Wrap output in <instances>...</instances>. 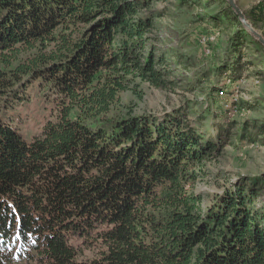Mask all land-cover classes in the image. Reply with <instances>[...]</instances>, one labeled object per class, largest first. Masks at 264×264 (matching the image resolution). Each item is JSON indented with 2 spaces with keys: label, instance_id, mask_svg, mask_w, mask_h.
<instances>
[{
  "label": "trees",
  "instance_id": "16d2710c",
  "mask_svg": "<svg viewBox=\"0 0 264 264\" xmlns=\"http://www.w3.org/2000/svg\"><path fill=\"white\" fill-rule=\"evenodd\" d=\"M136 14L130 0H0V264H264L257 191L203 211L188 191L215 144L177 120L106 118L130 77L161 83ZM37 80L53 114L26 140L5 114ZM72 237L97 257L79 261Z\"/></svg>",
  "mask_w": 264,
  "mask_h": 264
},
{
  "label": "rangeland",
  "instance_id": "374dc122",
  "mask_svg": "<svg viewBox=\"0 0 264 264\" xmlns=\"http://www.w3.org/2000/svg\"><path fill=\"white\" fill-rule=\"evenodd\" d=\"M130 1L137 5L134 19L152 23L144 36L143 55H152L159 61L154 69L160 73L161 83L156 86L130 77L129 88L118 94L106 118L183 122L182 128L195 131L201 143L216 147L208 159L189 171L195 177L189 180L188 191L200 198V209L203 211L230 188L241 184H249L258 192L255 207L261 209L263 47L247 31L243 33L239 26L221 16L227 5L224 0ZM235 1L245 16L252 11L254 29L264 35V0ZM114 39L118 41L119 37ZM21 93L23 99L15 102L5 116L8 124L30 140L51 118L54 94L38 80ZM70 244L79 261L98 255V246L88 240L72 237ZM30 255L36 254L32 251ZM35 261L36 256L30 262L15 264H36Z\"/></svg>",
  "mask_w": 264,
  "mask_h": 264
},
{
  "label": "water",
  "instance_id": "95a60500",
  "mask_svg": "<svg viewBox=\"0 0 264 264\" xmlns=\"http://www.w3.org/2000/svg\"><path fill=\"white\" fill-rule=\"evenodd\" d=\"M231 11L234 15L238 18L239 22L241 23L242 27L245 31H247L257 42L260 46L264 49V36L260 34L254 27L249 23L248 19L242 12V10L238 7L235 0H225Z\"/></svg>",
  "mask_w": 264,
  "mask_h": 264
}]
</instances>
